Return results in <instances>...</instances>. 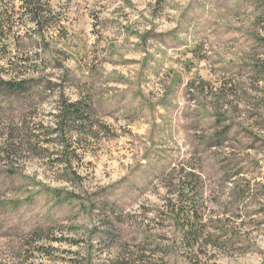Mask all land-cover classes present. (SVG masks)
<instances>
[{
  "label": "rangeland",
  "instance_id": "374dc122",
  "mask_svg": "<svg viewBox=\"0 0 264 264\" xmlns=\"http://www.w3.org/2000/svg\"><path fill=\"white\" fill-rule=\"evenodd\" d=\"M0 264H264V0H0Z\"/></svg>",
  "mask_w": 264,
  "mask_h": 264
},
{
  "label": "trees",
  "instance_id": "16d2710c",
  "mask_svg": "<svg viewBox=\"0 0 264 264\" xmlns=\"http://www.w3.org/2000/svg\"><path fill=\"white\" fill-rule=\"evenodd\" d=\"M31 13H33V14H36V8L35 9H33L32 11H31ZM63 112L64 113H66L67 112V110H66V108L64 107L63 108ZM65 115V114H64Z\"/></svg>",
  "mask_w": 264,
  "mask_h": 264
}]
</instances>
